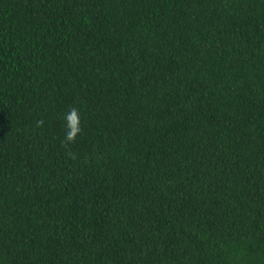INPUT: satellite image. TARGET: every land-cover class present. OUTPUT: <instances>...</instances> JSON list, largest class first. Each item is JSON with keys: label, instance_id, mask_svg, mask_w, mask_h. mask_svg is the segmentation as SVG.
I'll list each match as a JSON object with an SVG mask.
<instances>
[{"label": "trees", "instance_id": "obj_1", "mask_svg": "<svg viewBox=\"0 0 264 264\" xmlns=\"http://www.w3.org/2000/svg\"><path fill=\"white\" fill-rule=\"evenodd\" d=\"M0 264H264V0H0Z\"/></svg>", "mask_w": 264, "mask_h": 264}, {"label": "clouds", "instance_id": "obj_2", "mask_svg": "<svg viewBox=\"0 0 264 264\" xmlns=\"http://www.w3.org/2000/svg\"><path fill=\"white\" fill-rule=\"evenodd\" d=\"M66 126L69 129L66 133V142H74L81 131L79 112L73 108L65 115Z\"/></svg>", "mask_w": 264, "mask_h": 264}]
</instances>
